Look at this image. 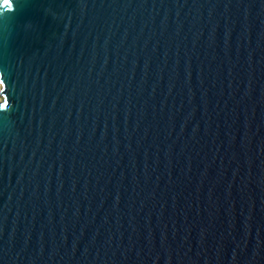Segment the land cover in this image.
Here are the masks:
<instances>
[{"label":"water","instance_id":"95a60500","mask_svg":"<svg viewBox=\"0 0 264 264\" xmlns=\"http://www.w3.org/2000/svg\"><path fill=\"white\" fill-rule=\"evenodd\" d=\"M0 264H264V0L0 10Z\"/></svg>","mask_w":264,"mask_h":264},{"label":"snow or ice","instance_id":"6c2138e0","mask_svg":"<svg viewBox=\"0 0 264 264\" xmlns=\"http://www.w3.org/2000/svg\"><path fill=\"white\" fill-rule=\"evenodd\" d=\"M13 7V0H0V10L3 11V14ZM7 105H5L6 107Z\"/></svg>","mask_w":264,"mask_h":264}]
</instances>
